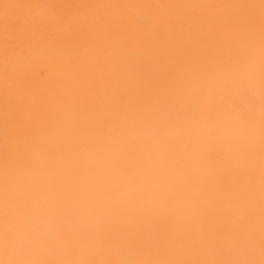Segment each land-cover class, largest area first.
I'll list each match as a JSON object with an SVG mask.
<instances>
[{
    "label": "bare ground",
    "instance_id": "obj_1",
    "mask_svg": "<svg viewBox=\"0 0 264 264\" xmlns=\"http://www.w3.org/2000/svg\"><path fill=\"white\" fill-rule=\"evenodd\" d=\"M0 264H264V0H0Z\"/></svg>",
    "mask_w": 264,
    "mask_h": 264
}]
</instances>
